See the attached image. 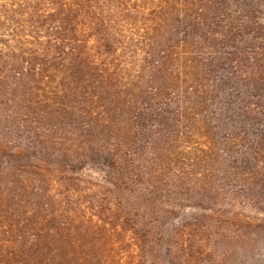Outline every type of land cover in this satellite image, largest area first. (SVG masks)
<instances>
[{
	"label": "trees",
	"instance_id": "16d2710c",
	"mask_svg": "<svg viewBox=\"0 0 264 264\" xmlns=\"http://www.w3.org/2000/svg\"><path fill=\"white\" fill-rule=\"evenodd\" d=\"M0 264H264V0H0Z\"/></svg>",
	"mask_w": 264,
	"mask_h": 264
}]
</instances>
